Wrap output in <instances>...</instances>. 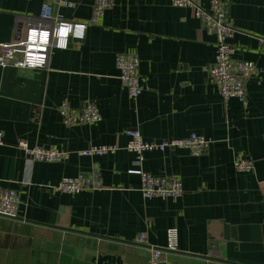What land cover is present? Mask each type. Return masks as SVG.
Returning a JSON list of instances; mask_svg holds the SVG:
<instances>
[{"label": "crops", "instance_id": "1", "mask_svg": "<svg viewBox=\"0 0 264 264\" xmlns=\"http://www.w3.org/2000/svg\"><path fill=\"white\" fill-rule=\"evenodd\" d=\"M0 0V42L16 39L26 17L46 4L68 21L90 18L94 0ZM84 38L55 48L40 69L0 66V184L16 189L15 218L0 216V264H148L149 246L174 264H264V73L247 82L248 106L224 102L207 74L216 53L191 8L171 0H114ZM208 6L210 0H202ZM237 31L235 57L264 68V0H227ZM119 51L140 56L146 88L129 97L115 65ZM98 105L99 122L68 127L58 105ZM162 141L197 132L211 144L195 156L186 148L147 151L140 164L125 149L128 131ZM58 148L62 161L32 160L19 147ZM113 154L85 155L92 145ZM254 169L239 171L237 153ZM96 168L102 187L79 193L51 188L63 177ZM132 168L178 176L177 199L145 197ZM147 233V243L137 236ZM174 249H168L169 244Z\"/></svg>", "mask_w": 264, "mask_h": 264}, {"label": "built area", "instance_id": "2", "mask_svg": "<svg viewBox=\"0 0 264 264\" xmlns=\"http://www.w3.org/2000/svg\"><path fill=\"white\" fill-rule=\"evenodd\" d=\"M174 6L188 7L200 20L203 28L215 37L216 53L213 64L207 68V74L217 85L225 103L236 98L244 108L248 106L247 82L252 76H261L264 68L253 61L235 57V47L230 38L237 31L234 22L229 17L227 0H210L204 6L202 0H171ZM59 4L74 7L75 2L59 0ZM114 0H94L91 16L86 21H68L54 13L53 6L42 7L37 18L26 17L19 36L8 42H0V66H14L21 69H40L49 64L50 56L55 48H67L70 38H84L90 25L98 24L106 10L114 5ZM264 42V40H260ZM115 65L119 71V79L126 88L130 98L137 99L146 88L141 81L140 56L134 51H119L115 56ZM64 125L92 124L102 119L101 111L92 100H87L80 107H74L68 100H63L57 107ZM129 140L125 149L135 155V164L144 159L147 151L175 148H186L192 155L198 156L208 150L211 140L197 132L181 138H170L162 141L144 139L138 129L128 131ZM4 132L0 129V144H3ZM18 147L32 160L49 162L62 161L68 158L69 152L58 148L30 146L27 141H19ZM120 147L117 145H92L81 151L85 155L113 154ZM234 166L239 171L254 169L253 160L237 153ZM131 173H137L141 180V191L145 197H162L177 199L184 193L182 180L175 175L154 174L141 168H132ZM102 187L99 171L94 168L90 173H80L76 176L63 177L51 186L53 191L60 193H79L86 190H96ZM21 198L16 189L0 184V216L15 218L18 213ZM137 241L147 243V233L137 236ZM168 249H174L169 244ZM148 264H174L164 257V249L150 245Z\"/></svg>", "mask_w": 264, "mask_h": 264}, {"label": "water", "instance_id": "3", "mask_svg": "<svg viewBox=\"0 0 264 264\" xmlns=\"http://www.w3.org/2000/svg\"><path fill=\"white\" fill-rule=\"evenodd\" d=\"M54 13L56 14V11L54 10Z\"/></svg>", "mask_w": 264, "mask_h": 264}]
</instances>
